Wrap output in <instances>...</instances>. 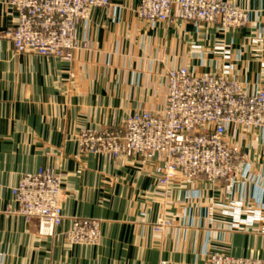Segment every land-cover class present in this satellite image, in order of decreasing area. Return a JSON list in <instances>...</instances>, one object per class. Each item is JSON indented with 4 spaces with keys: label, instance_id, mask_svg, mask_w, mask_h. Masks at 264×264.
<instances>
[{
    "label": "crops",
    "instance_id": "obj_1",
    "mask_svg": "<svg viewBox=\"0 0 264 264\" xmlns=\"http://www.w3.org/2000/svg\"><path fill=\"white\" fill-rule=\"evenodd\" d=\"M249 14L238 29L174 21L148 25L140 0L95 7L77 28L70 61L16 53L6 32L17 12L0 0V264H204L207 254L264 253V133L232 126L245 165L232 194L224 183L163 187L141 157L80 153L76 133L119 125L165 106L166 71L225 70L252 91L264 86V0H229ZM85 42L87 45L84 46ZM64 173L65 220L52 235L17 214L12 188L38 168ZM71 218L101 221L100 242L73 245ZM169 223L155 232L158 220Z\"/></svg>",
    "mask_w": 264,
    "mask_h": 264
},
{
    "label": "built area",
    "instance_id": "obj_2",
    "mask_svg": "<svg viewBox=\"0 0 264 264\" xmlns=\"http://www.w3.org/2000/svg\"><path fill=\"white\" fill-rule=\"evenodd\" d=\"M113 0H7L17 12L7 30L16 53H35L70 61L80 48L77 28L95 7ZM137 17L148 25L157 22L208 23L221 31L249 22L247 11L229 0H140ZM87 45L85 42L84 46ZM167 93L162 110L136 111L119 125L78 131L80 153L103 155L111 160L136 156L152 169L156 184L166 187L181 178L186 182H222L227 197L245 165L241 147L231 141L230 128L264 133V86L248 91L228 71L194 75L186 67L166 71ZM64 173L41 167L25 173L12 188L17 214L35 223L46 235L62 224ZM64 232L72 244H95L101 221L71 218ZM161 222H163L161 220ZM160 229V228H159ZM204 264H264L260 258L211 253Z\"/></svg>",
    "mask_w": 264,
    "mask_h": 264
},
{
    "label": "rangeland",
    "instance_id": "obj_3",
    "mask_svg": "<svg viewBox=\"0 0 264 264\" xmlns=\"http://www.w3.org/2000/svg\"><path fill=\"white\" fill-rule=\"evenodd\" d=\"M140 111H142V110H140ZM153 112H155V111H153ZM78 133V132H77ZM77 133H76V135H75V140H76V142H77V139H76V136H77ZM78 144V143H77ZM79 148V147H78ZM64 178H65V176H64ZM64 178H63V182H64ZM62 200H63V198H62ZM63 202V201H62ZM162 220V219H161ZM161 220H158V221H156L154 224H153V230L155 231V232H162L163 231V228H165L166 227V225H168L169 223H167L166 221H163V222H161ZM36 228H37V226H36ZM160 228V229H159ZM54 230V229H53ZM53 230L51 231V234H49V232L48 233H46V235H52V233H53ZM39 234V233H38ZM41 235V234H40ZM65 236V235H64ZM65 239H66V237H65ZM67 240V239H66ZM67 242L68 243H70L68 240H67ZM100 242V236H99V239L97 240V242L95 243V244H73V245H87V246H95V245H97L98 243ZM70 244H72V243H70ZM211 254V253H210ZM207 255H209V254H207Z\"/></svg>",
    "mask_w": 264,
    "mask_h": 264
}]
</instances>
